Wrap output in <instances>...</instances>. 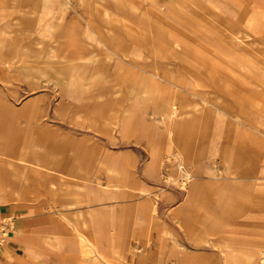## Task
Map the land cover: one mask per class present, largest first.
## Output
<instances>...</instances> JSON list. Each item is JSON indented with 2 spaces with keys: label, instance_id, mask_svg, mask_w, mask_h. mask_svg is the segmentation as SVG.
<instances>
[{
  "label": "rangeland",
  "instance_id": "obj_1",
  "mask_svg": "<svg viewBox=\"0 0 264 264\" xmlns=\"http://www.w3.org/2000/svg\"><path fill=\"white\" fill-rule=\"evenodd\" d=\"M0 207L32 228L0 264H96L79 215L107 264H264V0H0Z\"/></svg>",
  "mask_w": 264,
  "mask_h": 264
},
{
  "label": "crops",
  "instance_id": "obj_2",
  "mask_svg": "<svg viewBox=\"0 0 264 264\" xmlns=\"http://www.w3.org/2000/svg\"><path fill=\"white\" fill-rule=\"evenodd\" d=\"M224 114H227V113H224ZM193 119H194V117L190 121H188L186 123V126H187L188 130H191V131L196 127V122ZM187 147H188V152L186 154L183 155L182 152H180V151L179 152L183 155L184 160H186V157H187L188 161H190V158H189L190 142L188 143ZM154 155L157 157L156 154H154ZM185 155H186V157H185ZM186 167L190 168V165L186 164ZM190 170H192V169L190 168ZM20 195H23V194L19 193L17 195V197L20 198V200L17 199L18 205L27 207V208H29L32 211L34 209V207H36V205L34 203L32 204L30 199H23V196H20ZM81 203L82 202L79 201L77 203H69V204H66V205H63V206L66 207L67 205H71V206H68V207H72V206H74L76 204H81ZM1 209L2 208L0 207V210ZM137 214H138V210L135 211V216ZM90 216L91 215H89V218H90ZM79 217H80V220L76 221V219L74 218L73 222H74V224L76 226V232L79 235L78 236L79 237V241L82 242V245H83V247L85 249L84 253H86L88 256L91 255V258L95 260L96 264H107L105 262L106 258L103 256V254L101 252V248L98 246L99 244H97V243L95 244L94 242H92L91 239H89L88 237H86L84 234L81 233V230L79 228H81L83 226H86L88 221H86L84 219L83 215H79ZM16 218L17 219H16V222H15V229L12 232V234H11V236L9 238V241L7 242V244L3 248H0V254H1L2 258H8L10 256L13 257V254L19 255V253L22 250V247H24V239H26L29 236V234H30V232L32 230V228L28 227V219L27 218L24 219L22 216L21 217L16 216ZM139 225H141V224H139ZM83 239H85V241H88V243H90L92 245V247L89 248V249H86L85 248L86 242ZM119 244H120L119 241H117L116 247L114 249V253H115L116 256L121 257L120 255L124 254L125 257H121L122 260H124V261H127V260L132 261L130 264H140V262L142 260L141 257H139L138 255H135L134 251H133L134 254H132V252H130L131 257H128V255L125 254V250L120 248ZM224 249L226 251H231V252H239V251L243 250L242 246H236V245H233L232 243L224 245ZM262 252L263 251H261L260 253H262ZM248 254H247L246 257L247 258H251L252 256L248 255ZM260 260H261V257H260Z\"/></svg>",
  "mask_w": 264,
  "mask_h": 264
},
{
  "label": "bare ground",
  "instance_id": "obj_3",
  "mask_svg": "<svg viewBox=\"0 0 264 264\" xmlns=\"http://www.w3.org/2000/svg\"><path fill=\"white\" fill-rule=\"evenodd\" d=\"M36 2H38V1H36ZM42 2V1H41ZM44 2V1H43ZM39 3V2H38ZM49 3H51V2H49ZM83 3V2H82ZM46 4H48V3H46ZM45 4V5H46ZM35 6V5H34ZM44 6V5H43ZM50 7V6H49ZM252 8H253V10L255 11V13H256V15H257V12H258V8L257 7H255L254 5L252 6ZM20 10V9H19ZM51 13V12H50ZM32 14L34 15L35 14V12H32ZM31 14V15H32ZM43 14V13H42ZM20 15V14H19ZM20 17V16H19ZM64 18H65V16H64V14H61L60 16H59V18H58V21H59V23H60V26H61V23H64L63 21H64ZM14 20V19H13ZM10 21V20H9ZM68 21V20H67ZM66 22V21H65ZM21 23H23V22H21V21H19L18 23H15V24H12L11 26H9V27H7L6 29H5V31L2 33L3 35L4 34H8L9 36H10V38L12 39V41L16 38V35L17 34H19V33H21L20 32V27H21ZM45 23V22H44ZM47 23H48V21H47ZM11 24V23H10ZM44 25V24H43ZM39 28V27H38ZM60 28V27H59ZM26 32H30V33H32V31L31 30H29V29H27V30H25ZM58 32V29L57 28H55V26H52V27H50V28H48L47 29V31L46 32H42L43 34L42 35H40V41H39V43H38V45H40L42 48L46 45V44H53V43H55L56 41V33ZM41 34V33H40ZM36 35V34H35ZM68 35H72V34H68ZM60 36H61V34H60ZM239 36H243L245 39H250L251 37H252V35H250V34H248V33H242V32H239ZM238 38V41L239 42H241L240 40V38L239 37H237ZM91 43V42H90ZM235 43V42H234ZM239 44V43H238ZM58 48V47H57ZM47 54H49L50 55V57L51 58H53V59H56V58H62L65 62H69V63H73V62H75L76 60H78V59H82V58H80V57H74V56H72V57H70V58H68L67 57V54L65 53L63 56H60L59 55V51L57 50V49H55V48H50V51H49V53H47ZM257 66V65H256ZM262 76V75H261ZM263 77V76H262ZM156 90V89H155ZM202 101H203V103L204 104H209V101L207 100V98H203L202 99ZM212 105V104H211ZM174 107H175V105L173 104V102L172 103H169L168 104V108H169V110H168V118L170 119V118H173L174 117V115H175V113L173 112V109H174ZM212 107V106H211ZM196 107H193V109H195ZM216 109V108H215ZM224 109V108H223ZM189 110H190V106H188V105H186V106H184V105H182V111H181V118L182 119H188V118H191L193 115H194V113L195 112H189ZM218 111V110H217ZM221 113H228L227 114V116L228 117H231L233 120H234V122L235 123H238V116H232V114L230 113V112H227V110H221ZM236 119V120H235ZM223 151V150H222ZM231 156V155H230ZM234 160V159H233ZM234 162V161H233ZM116 169V168H115ZM182 169H184L183 171V173H184V175H183V180H182V183H185V184H190V185H192V186H194V179H195V176L193 175V172H192V170H190V169H185V168H182ZM110 171L109 172H111V173H116V171L118 172V174H120L119 173V170L118 169H116V171L115 170H113V169H109ZM182 171V170H181ZM123 173V172H122ZM121 173V174H122ZM184 181H186V182H184ZM118 188H120V185L118 184V185H115V184H109V185H107V186H105L104 187V189H103V195H100V196H98L97 197V201H102L103 200V196H104V194L105 193H108L109 191H112V193L114 192V191H116V189H118ZM125 193V192H124ZM126 195V194H125ZM68 206H71V205H67L66 207H68ZM91 208V207H90ZM167 232V231H166ZM165 234V233H164ZM84 241H85V239H83ZM86 242V245H85V248L86 249H89V248H91L92 247V245L90 244V243H88V241H85ZM121 257H125L124 256V254H122V255H120ZM261 262L262 263H264V252H262L261 253Z\"/></svg>",
  "mask_w": 264,
  "mask_h": 264
},
{
  "label": "built area",
  "instance_id": "obj_4",
  "mask_svg": "<svg viewBox=\"0 0 264 264\" xmlns=\"http://www.w3.org/2000/svg\"><path fill=\"white\" fill-rule=\"evenodd\" d=\"M16 216H5L0 218V248L7 244L15 229Z\"/></svg>",
  "mask_w": 264,
  "mask_h": 264
}]
</instances>
